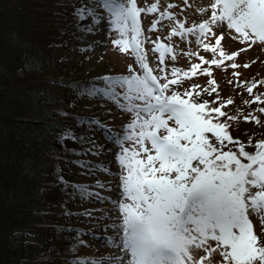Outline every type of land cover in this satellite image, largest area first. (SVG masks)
Here are the masks:
<instances>
[{
    "label": "snow or ice",
    "instance_id": "snow-or-ice-1",
    "mask_svg": "<svg viewBox=\"0 0 264 264\" xmlns=\"http://www.w3.org/2000/svg\"><path fill=\"white\" fill-rule=\"evenodd\" d=\"M175 7L170 3L161 10L159 0L150 6H138V0H90L89 5L80 6L73 13L78 31L85 35L103 31L99 26L106 21L108 37L112 39L116 33L113 46L134 56L139 66L137 71L129 65L128 75L97 78L103 81V87L93 83L76 92L80 97L102 96L130 113L132 119L124 125L122 133L114 132L98 118L76 121L78 126L87 124L89 129L95 126L119 148L114 153L118 172L103 164L94 166L118 178L115 199L90 191V186H75L81 200L95 198L114 206L118 215L107 217L113 223L103 231L111 229L115 236H107L103 242L119 249V254L108 260L81 257L73 264H213L214 254L222 258L221 264H264V236L257 234L250 219L254 216L264 225V140L257 141L255 151L249 152L246 148L253 146L252 137L245 144L234 140L229 132L232 122L241 119L261 125L256 113L264 114V107H257L247 115L242 110L230 115L224 109L234 100L219 97L215 79H210L204 88L193 85L191 90H179L184 79L197 75L198 70L212 77L213 65L218 69H238L241 65L236 58L241 52L252 45H264V0H211L208 7L199 9L205 13L210 8V17L189 27L171 11ZM142 13H159L148 33L156 31L164 20L171 23L169 43L161 42L159 37L152 40L145 33ZM214 28L234 30L238 35L233 39H239L247 47L227 53L220 47L223 33L214 45L205 42L217 35ZM173 37L188 43L192 42L190 37L194 38L195 44L202 45L213 58L205 59L198 52L187 55L197 56L209 67L193 64L191 76L175 66L168 69L165 57L175 52L170 43ZM145 44L154 45L151 51L159 54L158 64L150 66ZM91 48L89 45L80 51ZM170 58L175 61L176 55ZM226 61L231 63L226 65ZM243 67L250 65L246 63ZM232 75L237 78L236 87L244 88L249 95L258 89L255 81L240 82L238 71ZM213 93H217L214 101L200 99L203 94ZM243 103L264 104V93L257 92L252 100ZM62 139L89 143L92 148L88 151L92 154L104 151L95 139L77 135L71 129ZM75 163L88 166L86 161ZM96 187L113 191L110 183L97 181ZM93 211L85 210L82 215L91 217ZM88 235L100 239L95 231L79 230L80 245L89 246L80 238Z\"/></svg>",
    "mask_w": 264,
    "mask_h": 264
},
{
    "label": "rangeland",
    "instance_id": "rangeland-1",
    "mask_svg": "<svg viewBox=\"0 0 264 264\" xmlns=\"http://www.w3.org/2000/svg\"><path fill=\"white\" fill-rule=\"evenodd\" d=\"M156 0H138V6H150ZM160 9L165 10L168 4H175L176 7L171 9L178 19L185 22L186 27L192 24H198L208 19L211 14V10L205 13H201L199 9L201 7H208L211 0H159ZM90 0H56L55 6H51L50 14L57 18L56 21L57 28H53L55 32L61 33L62 42L58 45L49 47L50 51H55L57 48L59 59L56 61V70L58 72L59 80H85V79H97L102 76L111 75H128V66L131 65L137 71H139V66L135 61V57L132 55L124 54L119 51V49L112 44V39L116 37V33L112 34V39L107 35V23L102 22L99 26L103 31L97 32L95 35L88 34L78 31L77 19L73 15L76 8L82 5H89ZM103 15H107L103 13ZM159 17V13L145 15L141 14V24L144 28L145 33L150 35L152 40H156L157 37L163 43H169L167 40L168 35H170L171 23L167 20L162 21L161 25L157 26V30L151 33L147 32V29L151 26L154 19ZM87 23V22H84ZM30 31V29H28ZM216 36L210 37L209 42L212 45L215 44L216 38H218L221 33L224 34V39L221 40V45L227 53H232L240 50L241 48L247 47V45L242 44L239 39H233V36L238 34L234 33V30H227L226 28H214ZM191 43L187 40L181 39L180 37H173L170 42L174 48L176 55V60H171V55L167 54L165 57V65L170 69L175 66L188 71L191 76V67L193 64H201L202 68H207L209 65H204L201 63L197 56H188L189 52H198L199 55L205 57V59L211 60L213 54L210 52H205L203 46H197L195 44L194 38L190 37ZM100 41L101 43H95ZM250 43V42H249ZM92 45L89 51H80L81 48H88ZM145 49L148 53V60L150 66L153 64H158V53H153L151 49L154 47L153 44H145ZM218 55V53H217ZM236 62L241 65L238 69H231L230 67L216 68L214 65L211 66L213 75L208 77L199 73L197 75L191 76L190 79L185 78L183 83L180 85L179 90L184 89L191 90L193 85H199L200 88L208 86L210 79H215L217 81V92L219 97L223 100L229 98L234 100L232 105H227L224 109L230 115H235L238 110H242L244 115L248 112L254 111L257 107H264V104H251L245 105L244 100H252L254 95L259 93H264V91H258L254 89L253 95H249L244 88L236 87L237 78L232 75L233 71H238L241 75L239 77L240 82L250 81L254 77H264V45H252L246 52H241V54L236 58ZM231 62L226 61L225 64H230ZM249 64L250 67H243L244 64ZM232 80L233 83H229ZM261 84L259 83L258 86ZM104 86V85H103ZM102 86V87H103ZM199 90V89H197ZM245 93V94H244ZM247 96L252 97L249 99ZM201 100L214 101L217 99V93H213L211 96L203 94L200 97ZM218 103V102H217ZM68 112L79 113L80 117L83 118H98L106 125H108L114 132L122 133L124 125L129 123L132 119L130 113L121 111L118 106L103 98L102 96H97L96 98H89L83 96L80 101L73 102L68 108ZM261 119V125H256L255 121H244L243 119L232 122V126L229 128L230 134L234 139L236 137L241 138V142L247 144L249 137H252L253 146L246 148V150L255 151L254 145L257 141L264 140V114L256 113ZM221 119H225L222 117ZM77 135L83 134L86 138L95 139L96 144L103 146V152L101 154H92L88 149L92 148L89 143L81 144L79 141H73L69 139H62L63 149L70 153L65 159L67 161V166H65V172L68 174L67 183L71 186V194L67 196L65 205L61 208H55L52 210L51 219L49 220L60 234L58 236V241L56 243L50 242L47 245H34L35 254L28 259L27 264H73V261L85 257V258H96L98 260L112 258L119 254V249L106 245L103 240L107 236H115V232L111 229L108 231H103L105 226L111 225L113 223L112 219H107L108 216H116L114 206L109 202H100L93 198L89 200H81L77 193L75 186H90V191L99 192L104 196H111L113 199L116 198L115 185L118 183V178L111 174H105L103 171L95 169V165L103 164L106 167H110L112 172H118L119 166L116 163V156L114 153L119 151V148L112 143L110 140L106 139L101 131L95 130V126L89 129L88 125L85 124L79 128H73ZM238 135V136H237ZM237 138V139H238ZM74 150V151H72ZM96 149H93L95 151ZM75 161H86L88 166L81 167ZM97 181L103 182L105 184H111L113 186V191L109 192L106 188H97ZM83 191V188L80 189ZM85 210H94L91 217L82 215ZM69 213V214H66ZM48 215V214H47ZM44 218V222L39 221L34 226L43 227L42 225L45 221H48V216ZM254 230L258 235L264 236V225H261L259 220L251 216ZM48 221V222H49ZM34 227V228H35ZM43 232H47L46 228H40ZM79 230L84 232L95 231L96 235L100 237L99 240L94 239L91 235L81 236L88 243V247L79 244L77 236ZM19 237V235H17ZM47 235L43 236L46 237ZM34 237H28V242L34 244L32 240ZM46 242V241H45ZM44 242V243H45ZM222 258L218 254L213 255V264H221Z\"/></svg>",
    "mask_w": 264,
    "mask_h": 264
},
{
    "label": "trees",
    "instance_id": "trees-1",
    "mask_svg": "<svg viewBox=\"0 0 264 264\" xmlns=\"http://www.w3.org/2000/svg\"><path fill=\"white\" fill-rule=\"evenodd\" d=\"M54 3L0 0V264H27L34 245L58 241L51 213L62 209L73 189L62 136L81 127L76 121L83 118L67 108L82 98L76 95L79 88L104 85L94 78L58 79V48L48 49L62 42L53 30L58 20L49 12ZM253 81L259 84L264 77ZM257 90L264 91V84ZM46 215L43 232L34 225Z\"/></svg>",
    "mask_w": 264,
    "mask_h": 264
},
{
    "label": "bare ground",
    "instance_id": "bare-ground-1",
    "mask_svg": "<svg viewBox=\"0 0 264 264\" xmlns=\"http://www.w3.org/2000/svg\"><path fill=\"white\" fill-rule=\"evenodd\" d=\"M108 259H110V258H108ZM108 259H107V260H108Z\"/></svg>",
    "mask_w": 264,
    "mask_h": 264
}]
</instances>
